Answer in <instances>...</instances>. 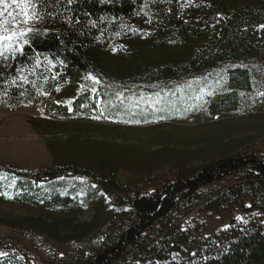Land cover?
Here are the masks:
<instances>
[{
    "label": "trees",
    "instance_id": "16d2710c",
    "mask_svg": "<svg viewBox=\"0 0 264 264\" xmlns=\"http://www.w3.org/2000/svg\"><path fill=\"white\" fill-rule=\"evenodd\" d=\"M36 3L49 30L34 34L21 52L0 56V109L44 105L53 116L87 121L173 116L128 103L223 66V81L205 106L212 117L236 109L254 89L249 68L230 63L257 59L264 68V0ZM78 76H92L95 88L78 84ZM68 84L69 95L60 100ZM98 167L111 175L115 163ZM174 167L156 193L135 192L130 209L105 222L74 224L82 200L41 188L67 173L57 165L32 174L0 168V197L40 208L44 214L29 221L57 239L72 237L67 228L92 239L60 264H264V141L196 164L177 160ZM0 264L42 263L0 244Z\"/></svg>",
    "mask_w": 264,
    "mask_h": 264
},
{
    "label": "rangeland",
    "instance_id": "374dc122",
    "mask_svg": "<svg viewBox=\"0 0 264 264\" xmlns=\"http://www.w3.org/2000/svg\"><path fill=\"white\" fill-rule=\"evenodd\" d=\"M36 4V0H0V56L21 52L34 34L49 30ZM238 64L249 68L254 89L236 109L212 117L205 113V106L223 81V66L168 84L169 90L160 91L159 96L139 97L128 103L139 112L156 115L174 111L173 116L134 122L87 121L53 116L44 105L0 109V168L29 174L50 165L67 169L58 178L42 181L41 188L82 200L74 224L94 219L105 222L128 211L129 196L135 192L156 193L164 180L172 177L177 160L196 164L236 145L264 141V68L257 59L230 63ZM76 79L78 84L95 88L92 76ZM70 86L61 92L60 100H66ZM101 161L115 163L111 175L98 167ZM111 177L112 187L108 185ZM42 214L40 208L0 197V244L42 264L71 261L88 247L92 239L77 236L73 228L64 230L70 239H57L29 221ZM4 220L25 222L12 225ZM106 227L104 224L97 232Z\"/></svg>",
    "mask_w": 264,
    "mask_h": 264
}]
</instances>
